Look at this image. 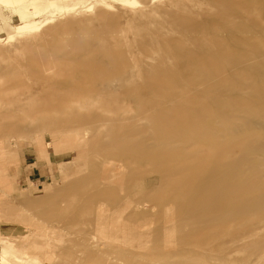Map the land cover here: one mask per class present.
<instances>
[{"label":"rangeland","instance_id":"374dc122","mask_svg":"<svg viewBox=\"0 0 264 264\" xmlns=\"http://www.w3.org/2000/svg\"><path fill=\"white\" fill-rule=\"evenodd\" d=\"M14 1L0 264H264V0ZM211 30L221 43L201 45ZM185 46L202 58L172 57ZM181 82L186 97L166 95Z\"/></svg>","mask_w":264,"mask_h":264},{"label":"bare ground","instance_id":"6f19581e","mask_svg":"<svg viewBox=\"0 0 264 264\" xmlns=\"http://www.w3.org/2000/svg\"><path fill=\"white\" fill-rule=\"evenodd\" d=\"M1 1H3V5H4V6L15 5V1H14V0H1ZM27 1H28V5H29V6L32 5L33 8H34V10H30L31 12H35L36 10L41 9V7H46V6H48V5H52V4H54V5L59 6V5L61 4V2H60L61 0H60V1H58V0H27ZM169 1H170V0H169ZM210 1H212V0H210ZM222 1H223V0H222ZM98 2H99V1H98ZM170 2H172V1H170ZM178 2H179V1H178ZM197 2H198V0H197ZM199 2H200V1H199ZM182 3H184V2H182ZM187 3H188V2H187ZM200 3H201V2H200ZM191 4H192V3H191ZM233 4H234V3H233ZM189 5H190V4H189ZM249 5H250V4H249ZM249 5H248L247 8H251V6L249 7ZM29 6H28V8H29ZM177 6H178V5H177ZM208 6H209V5H208ZM162 7H163V6H162ZM187 7H188V6H187ZM187 7H186V8H187ZM189 7H190V6H189ZM199 7H200V6H199ZM244 7H245V6H244ZM253 7H254V6H253ZM181 8H182V7H181ZM193 8H195V7L193 6L192 9H193ZM196 8H197V7H196ZM206 8H207V7H206ZM162 9H163V8H162ZM162 9H161V10H162ZM176 9H177V8H176ZM190 9H191V8H190ZM203 9H204V7H203ZM245 9H246V8H245ZM253 9H255V8H253ZM200 10L202 11V8H200ZM246 10H247V9H246ZM260 10H261V9H260ZM260 10H257V11H260ZM154 11H155V10H154ZM159 11H160V9H159ZM163 11H164V9H163ZM181 11H182V10H181ZM186 11H187V10H186ZM203 11H204V10H203ZM164 12H165V11H164ZM170 12H171V10H170ZM190 12H191V11H190ZM247 12H248V14H250V12H252V11H250V12L247 11ZM260 12H261V11H260ZM160 13H161V12H160ZM254 13H255V12H254ZM162 14H163V13H162ZM162 14H161V15H162ZM164 14H165V13H164ZM237 14H238V13H237ZM170 15H171V14H170ZM193 15L195 16V14H193ZM239 15H240V14H239ZM261 15H262V14H261ZM261 15L259 14V15H257V16L260 17ZM156 16H158L157 13H156ZM257 16H256V17H257ZM224 17H225V16H224ZM257 18H258V17H257ZM166 19H167V18H166ZM187 19H188V18H187ZM211 19H212V18H211ZM228 19H229V17H228ZM259 19L261 20V17H260ZM156 20H157V19H156ZM190 20H191V19H190ZM192 20H193V19H192ZM192 20H191V21H192ZM196 20H197V19H196ZM225 20H227V19H225ZM160 21H161V20H160ZM165 21H166V20H165ZM227 21H228V20H227ZM227 21H225L226 24H227L226 26L231 25V24H229L231 21H230V22H227ZM152 22H153V21H152ZM156 22H158V21H156ZM168 22H169V21H168ZM196 22H197V21H196ZM198 22H199V21H198ZM221 22H222V21H221ZM262 22H264V21H262ZM169 23H170V22H169ZM236 23H237V22H236ZM107 24H108V23H107ZM150 24H151V23H150ZM166 24H167V22H166ZM245 24H246V23H244V24H238V25L236 26V29H237V28H239L240 30L243 29V28L245 27ZM203 25H204V24H203ZM239 25H240V26H239ZM246 25H247V24H246ZM205 26H206V25H205ZM213 26H216V24L213 25ZM213 26H210V27H213ZM223 26H225V24H224ZM231 26H232V25H231ZM250 26H251V24H250L248 27H250ZM66 27H67V26H66ZM157 27H158V26H157ZM157 27H156V28H157ZM167 27H168V26H167ZM202 27H203V26H199V24H197V23L195 24V23L193 22V24H192V23L189 22V24L186 25V26L184 27V29H183V33L187 35L188 32H189V34H190L191 32H194V31L197 30V29H202V30H203L205 27H204V28H202ZM228 27H229V26H228ZM232 27L234 28V26H232ZM248 27H247V28H248ZM251 27H253V26H251ZM19 28H23V26H20ZM67 28H68V27H67ZM175 28H176L175 30L178 29L177 27H175ZM206 28L209 29L208 26H207ZM206 28H205V30H206ZM161 29H162V28H161ZM180 29H181V28H180ZM211 29H213V28H211ZM158 30H160V29L158 28ZM209 30H210V29H209ZM237 30H238V29H237ZM240 30H239V31H240ZM155 31H156V30H155ZM166 31H167V30H166ZM172 31H173V30H172ZM172 31H171V32H172ZM178 31L181 32V30H178ZM211 31H213L211 35H210V33L208 34V33L206 32V33L208 34V36H207V38H206L205 40H203V43H201V45H203V46H208V45H210V46H211V45H213V44L216 45L217 43H221V42L219 41L220 39H218V38L216 39V37L212 36V35L215 33L214 30H211ZM211 31H210V32H211ZM242 31H243V30H242ZM103 32H104V31H102V33H103ZM146 32H147V30H146ZM156 32H157V31H156ZM168 32H169V29H168ZM237 32H238V31H237ZM100 33H101V32H100ZM161 33H162V30H161ZM172 33H174V32H172ZM175 33H176V32H175ZM181 33H182V32H181ZM194 33H195V32H194ZM194 33H193V34L191 33V34H192L191 36H193ZM147 34H148V33H147ZM154 34H156V33L154 32ZM162 34H163V33H162ZM162 34H160V32H159L158 35H162ZM168 34H169V33H168ZM184 34H181V35L184 36ZM215 34H216V33H215ZM103 35H104V34H103ZM163 35H164V34H163ZM204 35H205V34H204ZM217 35H218V34H217ZM231 35H232V34H231ZM151 36H152V34H151ZM165 36H166V35H165ZM172 36H174V35H172ZM160 37H161V36H157V35H156V38L154 39V41L149 39L148 41L146 40L147 42H145V41L142 40V41H140V43H141V42H142L143 44H144V43H147L148 45L151 44V41H153L154 43H157V42L159 43V42L163 41L162 37H161V39H160ZM233 37H234V36H233ZM149 38H150V37H149ZM171 38H172V37H171ZM173 38H174V37H173ZM192 38H193V37H192ZM192 38H191V40H193L194 42H195V40H197V39L194 40V39H192ZM194 38H196L195 35H194ZM220 38H221V36H220ZM221 39L223 40V38H221ZM235 39H236V38H235ZM144 40H145V38H144ZM168 40H169V39H168ZM225 40H226V39H225ZM237 40H238V39H237ZM138 41H139V40H138ZM189 41H190V40H189ZM148 42H149V43H148ZM169 42H173V40L170 39ZM180 42L183 43L181 40H180ZM185 42H186V41H185ZM166 43H168V42H166ZM204 43H207L208 45H205ZM160 44H161V43H160ZM162 44H164V43H162ZM144 45H145V44H144ZM153 45H154V44L152 43V46H153ZM201 45H200V46H201ZM247 45H248V44H247ZM141 46H142V45H141ZM149 46H150V45H149ZM149 46H148V48H149ZM156 46H157V45H156ZM172 46H173V45H172ZM229 46H230V45H229ZM154 47H155V45H154ZM185 47H186V46H185ZM208 47H209V46H208ZM218 47H219V46H218ZM150 48H151V47H150ZM178 48L180 49V48H182V47H178ZM188 48H189V46H188ZM201 48H202V47H201ZM203 48L205 49V47H203ZM203 48H202V49H203ZM101 49H102V48H101ZM171 49H172V48H171V45H170L169 43L166 44L164 50H166V51H167V50H168V51L170 50V51H171ZM208 49H209V48H207V50H208ZM211 49H212V48H211ZM151 50H152V49H151ZM174 50H175V49H174ZM174 50H173V51H174ZM186 50H187V47H186V48H182V50L180 49V50L177 51V52L174 51L175 53H174V56L172 55V57H176V58H177L178 56H185L186 58H190V59H192V58H202V56H196V57H195V56L192 54V52H191V54L188 55V54L185 53ZM147 51H149V50H147ZM155 51H156V50H155ZM158 51H159V50H158ZM222 52H223V51H222ZM159 53H160V52H159ZM172 53H173V52H172ZM122 55H123V54H122ZM142 56H143V55H142ZM170 56H171V55H170ZM166 58L168 59V56H167ZM134 59H135V58H134ZM161 60H163V58H162ZM176 60H177V59H176ZM184 61H185V60H184ZM73 62H74V61H73ZM176 63H177V62H176ZM181 63H182V62H181ZM183 63H184V62H183ZM121 64H122V63H121ZM176 65H177V64H176ZM178 65H179V64H178ZM192 65H193V64H192ZM194 65H195V64H194ZM79 66H80V65H79ZM122 66H123V65H122ZM235 66H236V65H235ZM172 67L175 68L174 66H172ZM198 67H199V66H198ZM201 68H202V67H201ZM131 69H132V68H131ZM136 70H137V69H136ZM171 70H172V69H171ZM171 70L168 71V73L173 72V71H171ZM198 70H199V69H198ZM139 73H140V72H139ZM166 73H167V72H166ZM158 74H159V73H158ZM167 75H168V74H167ZM167 75H166V76H167ZM217 75H218V74H217ZM61 76H62V75H61ZM176 79H177V78H176ZM160 80H161V81H166L165 78L160 79ZM128 81H129V80H128ZM133 81H134V80H133ZM148 82H149V81H148ZM148 82H146L144 85L147 86ZM130 83H131V82H130ZM149 83H151V82H149ZM155 83H156V82H155ZM157 83H158V82H157ZM159 83H160V82H159ZM175 84H176V82H175ZM178 84H179V83H178ZM178 84H177V85H178ZM184 84H186V83H184ZM153 85H154V84H153ZM177 85H176V87H172V86H171V87L168 86V87H170V88H167V87H166V88H165V89H166V92H168V94H166V95H167V96H169V95H170V96H171V95H177V97H175V98H178L179 95H181V96H185V95L188 93V87H187V88H183L184 86L182 87V82H181V85H180L181 87H180V88H179V87L177 88ZM145 86H144V89H145ZM148 86H150V85L148 84ZM151 86H152V85H151ZM163 86H164V85H163ZM59 87H60V86H59ZM142 87H143V86H142ZM132 88H133V87H132ZM144 89H143V90H144ZM149 89H150V88H149ZM153 89H154V88H153ZM159 89H160V88H159ZM163 89H164V88H163ZM165 89H164V90H165ZM186 89H187V90H186ZM146 90H147V89H146ZM59 92H60V91H59ZM141 92H142V91H141ZM157 92H158V91H157ZM144 93H145V92H144ZM154 93H155V92H154ZM178 94H179V95H178ZM194 94H195V93H194ZM194 94H193V95H194ZM185 97H186V96H185ZM110 98H111V97H110ZM180 98H181V97H180ZM3 99H4V98H3ZM193 99H194V98H193ZM101 100H102V99H101ZM151 100H152V98H151ZM172 100H173V99H172ZM179 100H180V99H179ZM149 101H150V100H149ZM170 101H171V100H170ZM166 102H167V101H166ZM187 102H188V101H187ZM214 103H215V102H214ZM150 105H151V104H149V106H150ZM162 105H164V101H162V100H157V101H155V102L151 105L152 107H150V109H152V108L154 109V108L160 107V106H162ZM246 105H247V103H246ZM241 106H242V105H241ZM243 106H244V105H243ZM103 108H104V107H103ZM244 109H245V108H244ZM149 112H150V111H149ZM101 113H102V112H101ZM147 113H148V112H147ZM153 113H154V112H153ZM161 113H162V112H161ZM158 117H159V116H158ZM158 117H157V118H158ZM210 117H211V116H210ZM163 118H164V117H163ZM163 118H162V119H163ZM200 118H201V117H200ZM204 118H205V117H204ZM94 120H95V119H94ZM97 120H98V118H97ZM158 120H159V119H158ZM202 120H203V119H202ZM202 120H201V122H202ZM143 121H144V120H143ZM143 121H142V122H143ZM114 122H115V121H114ZM149 122H150V121H149ZM201 122H200V123H201ZM140 123H141V122H140ZM194 123H195V122H194ZM64 124H65V123H64ZM68 125H69V124H68ZM173 125H174V123L172 124V126H173ZM175 125H177V124H175ZM198 125H199V124H198ZM173 127H174V126H173ZM127 128H128V127H127ZM130 128H131V127H130ZM178 128H179V127H178ZM183 128H185V127H182L181 129H183ZM47 129H48V127H47ZM65 129H66V128H65ZM119 129H120V128H119ZM175 129H176V128H175ZM181 129H180V130H181ZM49 130H51V129H49ZM183 130H184V129H183ZM185 132H186V130H185ZM170 133H171V132H170ZM176 133H177V132H176ZM178 133H179V132H178ZM172 134H173V133H172ZM169 135H170V134H169ZM177 135H178V134H177ZM179 135H180V134H179ZM173 136H174V134H173ZM181 136H182V135H181ZM181 136H180V137H181ZM189 136H190V135H189ZM180 137H179V138H180ZM168 139H169V138H168ZM166 140H167V139H166ZM177 140H178V139H177ZM167 141H168V140H167ZM172 142H174V141H172ZM80 151H81V150H80ZM82 152H83V151H82ZM90 155H91V154H90ZM77 156H78V154H77ZM87 156H88V155H87ZM82 157H83V156H82ZM80 160H81V159H80ZM92 160H93V159H92ZM86 164H87V163H86ZM113 165H114V164H113ZM118 165H119V164H118ZM108 166H109V165H108ZM121 166H122V165H121ZM111 167H113V166H111ZM111 167H109V168H111ZM115 168H116V167H115ZM119 168H120V167H119ZM121 168H122V167H121ZM117 169H118V168H117ZM113 170H114V169H113ZM113 170H112V171H113ZM101 171H102V170H101ZM110 176H111V175H110ZM119 177H120V176H119ZM121 179H122V178H121ZM108 182H109V181H108ZM122 188H123V187H122ZM100 190H101V189H100ZM219 199H221V198H219ZM221 200H222V199H221ZM231 200H232V199H231ZM218 203H219V202H218ZM102 207H103V206H102ZM213 208H214V207H213ZM218 212H219V211H218ZM225 213L227 214V212L224 211V214H225ZM232 213H233V212H232ZM210 214H211V213H210ZM213 215H214V214H213ZM221 215H222V214H221ZM199 216H200V215H199ZM231 216H232V215H231ZM231 216H230V217H231ZM236 216L238 217V214H237ZM200 217H201V216H200ZM209 218H210V217H209ZM114 219H115V217H114ZM135 219H136V218H135ZM236 219H237V218H236ZM207 220H208V219H207ZM200 221H202V220H200ZM211 221H212V220H211ZM179 222H180V221H179ZM204 222H205V221H204ZM223 222H224V221H223ZM200 223H202V222H200ZM200 223H199V224H200ZM205 223H206V222H205ZM233 224H234V223H233ZM200 225H201V224H200ZM158 228H159V227H158ZM176 228H177V227H176ZM201 229H202V228H201ZM202 230H203V229H202ZM202 230H201V231H202ZM194 231H195V230H194ZM185 232H186V231H185ZM193 233H194V232H193ZM200 233H201V232H200ZM191 234H192V233H191ZM198 234H199V233H198ZM199 235H200V234H199ZM199 235H197V236H199ZM231 235H232V234H231ZM163 236H164V235H163ZM199 237H200V236H199ZM224 238H225V237H224ZM182 240H183V239H182ZM194 240H195V238H194ZM192 241H193V240H192ZM217 241H218V240H217ZM196 242H197V241H196ZM196 242L194 241L193 244L196 243ZM201 242H202V241H201ZM201 242H199V243H201ZM197 243H198V242H197ZM185 244H186V243H185ZM193 244H192V245H193ZM182 245H183V244H182ZM188 245H189V243H188ZM195 245H196V244H195ZM197 245H198V244H197ZM197 245H196V246H197ZM114 246H115V245H114ZM117 246H118V244H117ZM193 246H194V245H193ZM203 246H204V245H203ZM182 247H183V246H182ZM194 247H195V246H194ZM200 247H201V246H200ZM119 248H120V247H119ZM155 248H156V247H155ZM198 248H199V247H198ZM203 248H204V247H203ZM120 249H121V248H120ZM156 251H157V250H156ZM150 252H151V251H150ZM146 253H147V251H146ZM139 254H140V253H139ZM122 256H123V255H122ZM154 256H155V255H154ZM125 257H126V256H125ZM97 260H98V259H97ZM134 260H135V259H134ZM137 262H138V261H137ZM143 262H144V261H143ZM147 262H148V261H147Z\"/></svg>","mask_w":264,"mask_h":264}]
</instances>
